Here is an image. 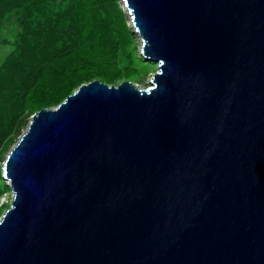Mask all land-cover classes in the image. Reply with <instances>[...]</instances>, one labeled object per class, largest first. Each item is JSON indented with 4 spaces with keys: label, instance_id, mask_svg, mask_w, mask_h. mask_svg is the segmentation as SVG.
Wrapping results in <instances>:
<instances>
[{
    "label": "water",
    "instance_id": "95a60500",
    "mask_svg": "<svg viewBox=\"0 0 264 264\" xmlns=\"http://www.w3.org/2000/svg\"><path fill=\"white\" fill-rule=\"evenodd\" d=\"M150 85L82 82L3 162L0 264H264V0H123Z\"/></svg>",
    "mask_w": 264,
    "mask_h": 264
},
{
    "label": "rangeland",
    "instance_id": "374dc122",
    "mask_svg": "<svg viewBox=\"0 0 264 264\" xmlns=\"http://www.w3.org/2000/svg\"><path fill=\"white\" fill-rule=\"evenodd\" d=\"M4 2L8 6L2 5L0 8V68L4 62L12 61L11 64L18 71V73L15 72V75L21 79L22 75L28 76L44 69L45 62L38 58V54L43 51L44 45L42 44L44 43L45 32H48L50 39L54 40L55 37L49 23L50 20L45 18L41 10L36 13L34 11L39 9L38 6L45 11L47 5H53L58 13H60L59 10L61 12L66 10L63 0H28L21 3L18 7L14 3L9 4L8 0ZM116 4L124 17L128 30V41L124 42L117 39L114 33L107 43L100 44V48L105 49L114 58L118 66L127 65L133 70L131 69V73L127 77H118L111 82L117 84L122 79H129L139 87H146L150 85L152 74L157 70V63L154 60L142 57L141 36L134 30L131 17L128 11L126 12L127 9L123 0H116ZM61 5L64 7H61ZM93 24L96 25L95 23ZM69 32L62 40L56 37L57 41H60L55 51L58 55L66 54L78 45V40L73 38V34L70 36ZM13 78V76L0 74V86L8 85V81L13 84L9 88L6 97H4L3 93H0V102L5 105V108L0 105V217L9 206L13 194L10 185H8V179L2 176L3 162L21 132L26 129L31 115L40 107V104L32 107L27 106L25 102H20L17 99L16 92L18 87L13 83ZM77 81H75L76 83L73 86L74 89L80 84ZM74 89L71 90L73 91ZM60 100L52 101L49 107L56 106ZM41 103L44 104V102Z\"/></svg>",
    "mask_w": 264,
    "mask_h": 264
},
{
    "label": "trees",
    "instance_id": "16d2710c",
    "mask_svg": "<svg viewBox=\"0 0 264 264\" xmlns=\"http://www.w3.org/2000/svg\"><path fill=\"white\" fill-rule=\"evenodd\" d=\"M4 1L0 0V8L2 5L8 6ZM25 1L28 0H8V3L18 7ZM63 3L65 12L59 10L58 13L53 5H47L45 11L38 6L39 9L34 11L43 12L45 18L50 20L47 22L51 24L55 35L53 40L45 32L42 44L45 53L41 51L38 54V58L45 62L44 69L28 76L22 75L20 79L15 75L18 71L11 64L12 61L4 62L0 68V74L14 77L13 83L18 87L17 99L30 107L40 104L37 109L49 107L52 101L64 99L72 92L77 80L82 83L99 77L102 81L112 83L115 78L127 77L132 69L127 65L118 66L114 58L100 48V44L107 43L114 33L117 39L128 41V30L116 0H63ZM68 31L70 36L73 34V38L78 40V45L66 54L58 55L55 51L60 41L56 37L62 40ZM12 85L8 81V85L0 86V93L6 97ZM0 103L5 108L4 103Z\"/></svg>",
    "mask_w": 264,
    "mask_h": 264
},
{
    "label": "bare ground",
    "instance_id": "6f19581e",
    "mask_svg": "<svg viewBox=\"0 0 264 264\" xmlns=\"http://www.w3.org/2000/svg\"><path fill=\"white\" fill-rule=\"evenodd\" d=\"M128 10H126V12H127ZM128 14H129V16H130V13L128 12ZM131 17V16H130ZM133 24V23H132ZM133 27H134V25H133ZM134 30L137 32V34L139 33L135 28H134ZM139 35L141 36V34L139 33ZM5 178V177H4ZM7 179V178H6ZM8 182V185H9V180L7 181Z\"/></svg>",
    "mask_w": 264,
    "mask_h": 264
}]
</instances>
